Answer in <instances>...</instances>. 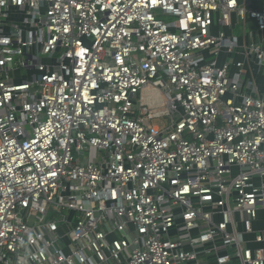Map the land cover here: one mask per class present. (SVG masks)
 I'll use <instances>...</instances> for the list:
<instances>
[{
  "label": "built area",
  "instance_id": "built-area-1",
  "mask_svg": "<svg viewBox=\"0 0 264 264\" xmlns=\"http://www.w3.org/2000/svg\"><path fill=\"white\" fill-rule=\"evenodd\" d=\"M249 20L0 0V264H264V44L222 31Z\"/></svg>",
  "mask_w": 264,
  "mask_h": 264
},
{
  "label": "crops",
  "instance_id": "crops-1",
  "mask_svg": "<svg viewBox=\"0 0 264 264\" xmlns=\"http://www.w3.org/2000/svg\"><path fill=\"white\" fill-rule=\"evenodd\" d=\"M247 6L249 9L262 10L264 9V0H247ZM220 27L221 26H216L215 32H219ZM222 31L225 32L228 37H236L241 49L252 43L264 44V34H260L257 31L255 23L252 20L247 21L245 26L241 25V28L234 26L231 29L222 28ZM252 67L255 70L254 80L261 89H264V71L259 72L254 63H252Z\"/></svg>",
  "mask_w": 264,
  "mask_h": 264
},
{
  "label": "rangeland",
  "instance_id": "rangeland-1",
  "mask_svg": "<svg viewBox=\"0 0 264 264\" xmlns=\"http://www.w3.org/2000/svg\"><path fill=\"white\" fill-rule=\"evenodd\" d=\"M162 19H163V20H166V21H170V20H173L174 18H170V17H168V16H162ZM237 28H241V24H239V25L237 26ZM153 123H154L155 125L160 126V127H163V124H164L163 120H160V119H156V120H154Z\"/></svg>",
  "mask_w": 264,
  "mask_h": 264
}]
</instances>
